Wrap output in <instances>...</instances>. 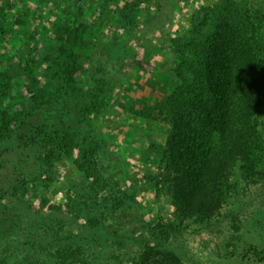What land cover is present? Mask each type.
<instances>
[{
	"label": "rangeland",
	"instance_id": "1",
	"mask_svg": "<svg viewBox=\"0 0 264 264\" xmlns=\"http://www.w3.org/2000/svg\"><path fill=\"white\" fill-rule=\"evenodd\" d=\"M223 2L0 0V264H140L147 248L159 264H264V198L248 206L258 184L232 141L208 150L207 198L165 170L157 106L203 73Z\"/></svg>",
	"mask_w": 264,
	"mask_h": 264
},
{
	"label": "trees",
	"instance_id": "2",
	"mask_svg": "<svg viewBox=\"0 0 264 264\" xmlns=\"http://www.w3.org/2000/svg\"><path fill=\"white\" fill-rule=\"evenodd\" d=\"M223 1L219 8H215L216 36L210 41L215 39L213 53L205 55L203 73L193 84L181 80L175 94L157 106L158 112L170 115L172 128L167 144L172 158L165 170L179 172L186 181L183 198H207L213 194L211 183H215V177L209 173L204 178L203 166L212 157L208 150L214 145L225 149L226 142L232 141L236 157L248 165L247 176L258 184L256 191L260 195L251 196L250 206L264 198V169L254 159L256 150L264 148V125L259 122L264 114L261 102V92L264 91V10L246 2L245 7H238L233 0ZM242 71L248 77L244 101L247 121L240 127L239 111L231 110L238 103L239 85L243 81L237 79ZM187 147L189 158L184 156ZM234 194L237 197L238 191ZM195 212L197 209L191 214ZM236 212L239 211H230L231 217H237ZM153 250L147 248L140 257V264H159L161 255L157 252L150 254ZM161 254L168 261L177 262L173 253Z\"/></svg>",
	"mask_w": 264,
	"mask_h": 264
}]
</instances>
